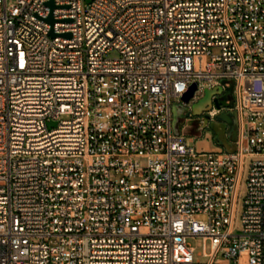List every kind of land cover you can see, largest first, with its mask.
<instances>
[{
	"label": "built area",
	"instance_id": "1",
	"mask_svg": "<svg viewBox=\"0 0 264 264\" xmlns=\"http://www.w3.org/2000/svg\"><path fill=\"white\" fill-rule=\"evenodd\" d=\"M0 264H264V0H0Z\"/></svg>",
	"mask_w": 264,
	"mask_h": 264
},
{
	"label": "rangeland",
	"instance_id": "2",
	"mask_svg": "<svg viewBox=\"0 0 264 264\" xmlns=\"http://www.w3.org/2000/svg\"><path fill=\"white\" fill-rule=\"evenodd\" d=\"M115 54L112 53V56H114ZM229 96V95H232L231 93V89L228 90V92H226V96ZM193 105V104H192ZM192 105L188 106V111H191L192 110ZM187 111V112H188ZM190 120H188V122L186 123H189V126H191L190 129H188V134L189 136H197L199 138L201 137H204L206 135V132L209 131V132H214L215 136H217L218 134V131L217 129L215 128L214 124L216 122V119L215 120H212V121H209V124H208V127L207 128H200L201 127V120H202V115H193L191 116V118H189ZM227 124V125H226ZM224 124L226 126V129H225V132H226V136L227 138L230 140L233 136H234V133H235V129H236V121L233 119L231 123H226ZM49 128H54L57 126V122L53 121V122H50L48 124ZM215 142L218 146H220L216 140V137H215ZM197 145L199 146V144L197 143ZM233 145V143H232ZM227 148V145H225V149ZM253 159L249 158L247 159V170H246V174L248 173V167L250 165V162L252 161ZM246 176H245V179H244V182H243V186L241 187L240 189V195H239V201H240V205H239V212L237 214V217H236V230L237 231H240L241 229V212H242V202H243V199L245 197V194H246ZM190 243L192 244V246H194L196 248V253L200 252L202 250V244H203V240L202 238H196V239H192L190 240ZM207 251L209 252L210 251V243L207 242ZM197 256V255H196Z\"/></svg>",
	"mask_w": 264,
	"mask_h": 264
},
{
	"label": "water",
	"instance_id": "3",
	"mask_svg": "<svg viewBox=\"0 0 264 264\" xmlns=\"http://www.w3.org/2000/svg\"><path fill=\"white\" fill-rule=\"evenodd\" d=\"M48 5L51 7L53 10L55 8V4L53 1L49 2ZM48 21L53 25L55 23V20L53 16L51 15L48 18ZM53 36L55 34L53 31L51 32ZM70 36V34L66 35ZM197 90V85L193 84L188 92H186L182 98L183 102L188 104L191 99L194 97L195 91ZM219 94L218 90H210L206 89L205 93L202 98H200L196 103L192 105V110L188 111L185 115L183 114V110L179 108V106L175 105L173 107V115H174V123L178 121L179 118L182 117H188L190 114L193 115H202L205 111L208 110V108H211L212 105L214 104L218 109L221 107H229V104H227L225 101H220L218 98L212 99L214 95ZM205 122H208L209 116L206 114L204 115ZM216 121L218 122H223V123H231V113H226V112H221L216 116ZM234 140V139H232ZM220 146H225V144L220 141L218 142ZM227 151H231L230 149L226 148Z\"/></svg>",
	"mask_w": 264,
	"mask_h": 264
},
{
	"label": "crops",
	"instance_id": "4",
	"mask_svg": "<svg viewBox=\"0 0 264 264\" xmlns=\"http://www.w3.org/2000/svg\"><path fill=\"white\" fill-rule=\"evenodd\" d=\"M224 124L226 123L216 121L214 126L218 131L217 136H215L214 132L207 131L204 137L199 138L197 142L199 144L198 147L207 151H217V150L225 149V146H218L216 144L215 142V137H216L217 142L222 141L225 145H227L228 149L232 150L233 138H231L230 140L227 138L225 132L226 126Z\"/></svg>",
	"mask_w": 264,
	"mask_h": 264
},
{
	"label": "flooded vegetation",
	"instance_id": "5",
	"mask_svg": "<svg viewBox=\"0 0 264 264\" xmlns=\"http://www.w3.org/2000/svg\"><path fill=\"white\" fill-rule=\"evenodd\" d=\"M218 99H219L220 101H225V100H226L224 95L221 96V97L218 98ZM232 100H233V96H232V95H229V96L227 97L226 103L228 104L229 101H232ZM233 119L236 121V129H235L234 136H233L232 138H234V137L236 136V131H237V120H236L235 116H234L233 114H231V122H232ZM226 125H227V124H226Z\"/></svg>",
	"mask_w": 264,
	"mask_h": 264
}]
</instances>
